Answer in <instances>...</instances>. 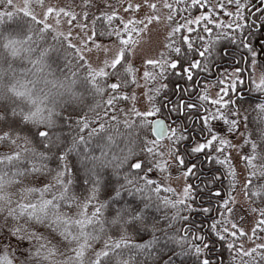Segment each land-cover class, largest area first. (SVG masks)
Masks as SVG:
<instances>
[{
	"label": "snow or ice",
	"instance_id": "snow-or-ice-1",
	"mask_svg": "<svg viewBox=\"0 0 264 264\" xmlns=\"http://www.w3.org/2000/svg\"><path fill=\"white\" fill-rule=\"evenodd\" d=\"M33 3L34 0H23L21 6L15 0H0V244L8 242L4 246L0 264H15V260L19 264H176V258L182 259L193 254L199 258L202 255L201 247L187 246L190 243L187 235L189 229H181L185 235L179 238L170 231L180 220L190 221V216L180 214L182 210L189 213L196 211L188 203L190 199L195 200L191 195V186L184 189L182 199L175 202L164 200L165 205L176 209L175 215L166 218L168 226L164 227L158 219L151 218V209L160 207L159 194L162 189L159 186L153 188L156 182L140 175L145 167L142 158L145 151L153 157L162 158L163 153H157L153 145L158 147L165 139L172 140L174 144L187 140L186 129L175 122L169 125L163 119H153L161 114V107H152L145 112L133 108L130 113L125 114L123 124L129 132L139 129L135 132L137 140H141L143 133L140 151L137 153L131 138L124 147H120L117 142L121 139L118 135L121 121L115 112H125V109H116L115 105L121 100L129 99L127 95L117 93L125 86L126 78L133 73L132 67L125 64L126 51L135 43L130 33L137 31L136 22L123 24V32L113 28L108 33L110 37L115 35L120 50L115 58L105 60L103 67L94 68L91 63H83L85 57L81 49L71 42L72 36L64 34L49 23L50 17L57 16L59 24L60 14H70L57 13L56 9L49 7L40 18L34 11ZM35 3L44 7V0H35ZM200 3L202 0H192L193 7ZM235 3L240 9L241 0H235ZM147 6L153 10L157 7L155 4ZM140 7L141 5H137L136 11ZM165 7L170 9L172 5L166 3ZM250 7V4H244L243 10ZM125 10L133 9L127 6ZM260 15L264 16V10ZM115 18L107 17L109 21ZM76 19L75 15H70V21ZM168 19L171 20L172 16ZM202 19L211 21L210 16H203ZM150 22L151 20L148 21ZM200 22L199 19L188 20L187 24L190 26ZM217 27L223 28V25ZM228 27L231 28L232 25L228 24ZM181 30L180 26L174 28L171 38L174 39L175 33ZM191 30L189 27V31ZM205 31L208 32V29ZM208 34L211 36V32ZM125 35L127 38H124ZM49 36L51 44L47 42ZM184 39L191 51V41ZM244 46L254 53V49L247 43ZM174 51L179 55L181 48L177 46ZM211 53L212 48L209 46L199 54L204 57ZM61 55L68 69L67 74L63 73V69L58 71ZM17 63L21 66L26 64L27 67L17 68ZM147 64L159 67L158 75L161 77H165L166 67H179L178 62L166 60L163 63L148 60ZM191 67L201 68V63L197 61ZM153 78V73H144L145 80ZM188 79H192L190 72ZM135 82L133 79V83ZM255 83L256 89L264 93V74ZM232 87L235 90V83ZM162 88H166V85H162ZM109 91L112 95L108 96L105 103L107 108L113 109L110 118L101 113V109L106 112L107 108L100 102ZM159 91L157 89V94ZM89 97L96 101L94 105H86ZM214 103L220 104L221 101ZM85 106L94 115L90 118L85 113L83 119L75 121L76 134L72 136L71 146H68L66 137L61 134L62 123L67 121L71 127L75 109L83 110ZM186 108L194 109L196 105L181 103L170 108L169 113L184 115ZM254 111L259 125V139L254 141L251 132L247 133L245 139L252 150L250 155L244 157L246 168L251 172L249 184L255 177L264 178V151H258L264 145V103H259ZM234 116H240L239 110L235 111ZM217 118L238 130L239 119L229 121L213 113L212 119ZM243 119L247 126L248 117L245 115ZM207 121L208 117L204 116L205 125ZM207 130L212 139L194 147V153L203 152L219 139L212 134L211 128ZM93 145L99 150L98 155L94 154ZM72 155L81 157V167L87 177L85 183L91 185L90 189H86V192H90L88 195L81 193L77 196L73 191L76 170L74 167L70 169L68 163ZM184 163V159L179 158V164ZM147 164L149 172L153 170V165L161 171L165 170L163 164L154 160H149ZM109 170L112 178L119 184V188H113L115 195L106 191L108 183L105 175ZM191 171V168L188 169L185 175H190ZM230 174L233 177L236 175L234 171ZM212 179L222 182L221 175L213 174ZM102 187L111 200L99 203ZM125 191L139 195L140 203L129 202L113 210L112 205L119 201ZM209 191L216 197L222 196L220 191ZM150 192L155 193V199L151 194L145 195ZM252 195H264V186L252 192ZM94 201L97 203H93ZM224 207L227 209L229 205L225 204ZM200 210L205 213L210 211L208 208ZM259 215L261 219L258 224L260 230L264 231V208L260 209ZM223 224V221H217L211 225L221 241L225 240V235L219 234L218 229ZM231 228L234 231L230 233L227 227L223 231L232 236L237 231L242 236L246 235L235 223L231 224ZM142 232H149L152 239L146 243H135V237ZM191 239L204 241L203 236H192ZM13 240L15 245L12 244ZM170 245L178 246L180 251L170 248ZM203 247L209 246L205 242ZM229 248H235V244H230ZM9 249L12 250L14 259L9 258ZM255 252L256 249H252L251 252L239 254L252 256ZM200 264H211V261L203 259Z\"/></svg>",
	"mask_w": 264,
	"mask_h": 264
},
{
	"label": "trees",
	"instance_id": "trees-1",
	"mask_svg": "<svg viewBox=\"0 0 264 264\" xmlns=\"http://www.w3.org/2000/svg\"><path fill=\"white\" fill-rule=\"evenodd\" d=\"M113 2H116L117 0H111ZM167 4H171L172 7L168 9L169 14L172 16V19L170 22V26H172V29L170 31L169 37L167 39L168 46L166 48L165 57L166 61L170 62H178L179 67L177 69H171L167 68L165 69V77H161L158 75L160 72L159 67H150L146 66L147 70L150 73H153V79L147 80V86H148V93L150 96V101L153 107H161V104L164 100L169 99L171 100L174 96V87L173 85L177 82L184 81L186 82L189 79H186V75H189V72L191 73L192 79L189 80L191 82L195 81V79L199 76L200 73H208L211 69V65L213 62L221 59L223 56L222 51L225 50L227 55H231L233 57H238L239 54L246 57L245 61V68L250 70V62H251V52L245 48V44L247 43L251 48L254 46V39L255 36L258 38L263 37L262 29L264 28V16L260 15V12L264 10V3H261V0H241V8L238 9L235 3V0H220V5H217L213 0H202V3L197 4L195 7L192 6V0H165ZM216 1V0H215ZM255 1V2H254ZM244 4H250L252 9L255 7L258 8L257 13V23L259 26L258 30H253L251 26H253V23L248 25L245 21L240 20L239 18L233 16V15H227L225 13L224 8H236L237 10H243ZM187 9V11H185ZM2 10V9H0ZM197 15L203 16H210L211 21H205L202 19V21L197 24L196 27H192L191 31H189L188 34L185 33V24L188 20H192ZM108 16L116 17L115 19H112L109 21L107 19ZM99 17V19H97ZM86 21H88L91 24V28L93 31V38L97 41H114L118 44L119 43L115 37L109 36L108 33L113 29H119L120 31H124L123 24L121 17L115 12L111 10H105L96 15L95 17H91L89 14L86 15ZM223 25V28L217 27V25ZM228 24H231L232 27L229 28ZM180 26L182 30L180 32L175 33L174 39H172V34L174 28ZM137 31L130 33L132 35L133 40L135 41V38L140 34V28L135 25ZM208 29V32H211V36H209L208 32L205 31V29ZM243 33H247L246 36L240 35ZM124 38H127V35H125ZM187 38L188 41H191L192 43V50L189 51L188 44L185 42V39ZM48 44L52 43L51 36L48 37ZM67 44V41L65 42V46ZM133 45V44H132ZM131 46L128 47L126 51V64L125 66H129V59H130V50ZM180 47L181 52L179 55H177L174 51L175 47ZM211 47L212 53L206 54L204 57L200 56V52L204 50L205 47ZM120 47V46H119ZM260 47L262 49V58L264 57V41L260 42ZM74 51V50H73ZM241 52V53H239ZM71 58V57H70ZM163 60V61H165ZM199 61L201 63V68H193L191 67L192 63H195ZM260 61V60H259ZM261 62V61H260ZM87 64L86 60L83 62ZM205 65L207 66V70H205ZM260 66L263 67L262 62L259 63ZM131 66V65H130ZM21 67H27V65L21 66L19 63H17V68ZM132 67V66H131ZM264 68V67H263ZM59 69H63V73L67 74L68 69L67 66L64 64V58L63 55L59 57ZM133 69V67H132ZM187 69L188 71H185ZM237 69L238 74L241 77H244L243 71L240 69V65H227L226 67H223V69H220L221 76L219 80H221L224 75L229 74L230 70ZM219 70V69H218ZM264 70V69H263ZM227 76V75H226ZM133 79L136 81V74L135 70L133 69V73L130 74L125 81V86L120 89V91L117 93V95H127L129 97L128 100H121L119 101L115 107L116 109L123 108L125 109V112H119L116 111L115 115L118 117V119L121 121V124L119 125V136L121 139H118V144L120 147H124L126 144H128L129 139H132L133 146L135 147L137 153L140 151L141 146V140L143 137V133H141V140H137L135 137V132L139 131V129H133L131 132H129L128 129L125 128L123 121L125 118L126 113L131 112L130 101L132 97L133 88L136 85V82L133 83ZM161 82H163L162 85H166V88H162ZM43 87V85H41ZM215 89H220L221 87L219 85L213 86ZM157 89H160L159 94H157ZM227 92L225 93L224 101H221L220 104L214 103L212 100H209L208 95V89L203 87L201 88V91L197 92L196 90L193 92V100L187 104H195L196 108H186L184 110V115H179L177 112H171L169 113L170 108H175L179 102H177L175 105H172L168 108V110H164L161 107V114L159 116L168 117L169 115H177L179 117H182L185 122H190V117L198 116L199 123L198 126H195L196 129H201L205 133H203V137H199L195 135V138L193 140V144L208 143L209 140L212 139V135L208 132V128L212 129V134H215L219 139L213 143L209 148H206L203 152L200 153H194L193 151L189 150H178L176 148V145L178 143H173L172 140L170 141V156L172 158L173 164H176V167L178 168L179 172H182L185 174L188 169H192L190 175H186V181L189 186H191V195L195 197V200H189L188 203L191 204L193 208L196 209L195 212L189 213L187 211H181V215H188L190 216V221L186 222L183 220H180L178 223H175V227L173 229H170L171 233L173 235H177V237H182L185 235V233L181 229H189L188 239L190 243L187 245L189 248L192 247H201L202 255L197 258L194 254L191 256H186L181 258H176V264H200V261L203 259H209L211 261V264H264V259H262V256H264V247H257L256 252L253 253L252 256H244L242 252H251V251H244L241 247V241L246 239L245 235H240V233L237 231V234L235 236L229 235L228 233H225L223 231L224 227H229L230 219L228 218V213L231 207V180H230V162L228 161L227 157H225V153L227 151L228 145L226 142L221 143L223 141L222 135L217 133L215 129V122L217 120L222 119H212V114L215 113L217 117L220 116H231L234 115L236 110H239L241 117H242V128L244 132L245 138L247 137V133H252V139L258 140V128L259 125L256 122V111L254 109L259 103H264V93H260L257 90L258 98L255 99L252 97H243L238 98L232 95V87L231 85L228 86L226 89ZM186 91H189L188 86L186 87ZM250 92L254 93V86L251 87ZM87 95V93H86ZM112 95L111 91L108 92V94L101 100V103L105 104V108H107L106 100L108 96ZM154 98V99H153ZM99 100V98H96ZM95 100H93L91 97H89L86 101V105H94ZM228 105L227 107H224V105ZM71 111L72 109H68ZM87 113L90 118L94 115L93 113L88 112L87 106L81 110L80 108L75 109L74 115H73V123L72 126H68V122L64 121L61 126V134L66 137L68 146H71V139L72 136L76 134V125L75 121L78 119H83L84 114ZM101 113L104 114L106 117H109L113 113L112 108H107V111L105 112L104 109H101ZM67 112H65V115ZM248 117L247 126H245L244 122V116ZM207 116L208 121L207 125L203 122V117ZM96 119H99V116L95 117ZM135 119V117H132ZM228 129L233 130L230 125H228ZM190 140V137H188ZM219 145L220 149L219 151H216V146ZM94 149V154L98 155L99 150L95 149V146H92ZM153 147L156 150V145H153ZM252 151V150H251ZM258 151H264V145L260 146L258 148ZM197 154H201V156H198ZM194 155H197V157H194V160L189 159L190 157H193ZM249 154H244L245 156H248ZM183 158L185 163L184 165L179 164V158ZM143 160L145 161V167L142 168L140 175L147 176L148 179L154 180L156 182V185H153V188L155 186H159L162 191L159 194V208L153 207L151 209V218L158 219L164 227L168 226V221L166 218H170L173 215L176 214V209L171 208L169 205L164 204V200H170V201H177L179 200V196L175 192L174 189L167 187L165 183H163L165 175L164 171H161L159 168H156L155 165H153V170L148 171V164L147 162L149 160H154L158 162L157 156L153 157L151 154H148L146 151L143 154ZM81 157H78L76 155H72L69 157V167L70 169L72 167L75 168L76 174L74 178V185H73V191L77 196H80L81 193L88 195L90 192H86V189H90L91 185L86 184L85 180L87 177L85 176V170L81 167ZM221 161H224V163H221ZM243 164L246 168L245 161L243 158ZM194 166V167H193ZM247 171V180L245 185V192L246 197L248 201L251 203L253 208L255 209V212L258 215V221L257 225L254 228L255 232L253 231L252 237L254 240L264 238V231L260 230V226L258 224L259 220L261 219L259 215V211L261 208H264V195L261 196H254L252 195V192L256 191L261 186H264V178H258L255 177L252 179L251 184L248 183V177L251 175V172L249 169L246 168ZM213 174L221 175L222 176V182L219 181H213L212 176ZM72 178V177H70ZM105 181L108 183L107 192H112V195H115V192L113 191V188H119V184L115 182V180L112 178L111 170L105 175ZM188 186V187H189ZM166 189H171L172 191H167ZM209 189H213L215 191H220L222 193V196L216 197L212 194V192L209 191ZM105 189L102 187L101 192L99 194V203H103L105 201H110L111 197H109L106 194ZM151 194L153 195L154 199L156 198L154 192L146 193L145 195ZM140 203V196L139 195H133L129 192H122V195L119 199V201L112 205V209L114 210L117 207H121L126 203ZM93 203H97V201H94ZM228 204L229 207L225 209L224 205ZM182 207V206H181ZM201 208H208L210 209L209 212L205 213L201 211ZM94 209H90V211H93ZM108 214V213H106ZM217 221H223L224 224L221 225L218 229L219 234L225 235V240L221 241L218 239V233L217 231L212 230L211 225L213 223H216ZM234 231L233 229H231ZM43 231V229H41ZM229 231L228 232H232ZM196 236L204 237V241H200L199 239L192 241L191 237ZM152 239V236L149 232H142L140 236L135 237L134 242L135 243H146L148 240ZM207 243L209 247L205 248L203 247L204 243ZM235 244V248L230 249L229 245ZM102 246V245H101ZM99 247V246H98ZM170 248H175L176 251H180L179 247L176 245H170ZM173 256H175V252H173Z\"/></svg>",
	"mask_w": 264,
	"mask_h": 264
},
{
	"label": "rangeland",
	"instance_id": "rangeland-1",
	"mask_svg": "<svg viewBox=\"0 0 264 264\" xmlns=\"http://www.w3.org/2000/svg\"><path fill=\"white\" fill-rule=\"evenodd\" d=\"M215 2V0H213ZM15 3L23 6V0H15ZM155 4L156 9L153 10L147 5ZM165 0H117L113 2L111 0H44V7H39L34 0L33 8L40 18L43 17V13L47 8L52 7L57 10V13H68L75 15L77 19L70 21V15L60 14L58 16L59 24H57V16L49 18V23L56 27L57 30L64 34H70L72 36V43L81 49L87 63H91L92 67L99 68L104 66L105 60H112L118 54L120 47L114 41H97L93 38V31L91 24L86 21V15L95 17L99 13L105 10H111L115 14L119 15L122 21L129 23L135 21L140 28V34L135 38V43L130 50L129 65L133 67L136 74V85L133 88L132 97L130 101L131 110L135 108L139 112H145L150 110L153 106L150 103V96L148 93L147 80L144 79V73L147 71V61H161L163 63L166 59L165 52L168 46V37L172 26H170L171 20L168 9L165 7ZM85 5H89L85 7ZM141 5L139 11H136V6ZM131 6L132 11H126V7ZM225 13H232V9L224 8ZM156 17L159 19L157 20ZM199 19L202 21V16L197 15L192 20ZM151 20L150 23L148 21ZM197 24L193 23L190 26L185 24V33H189V27H196ZM264 59V57H263ZM261 61V60H260ZM258 68L253 67V83L256 88V83L259 82L262 74H264V68L259 65ZM251 69V66H250ZM250 73V70H249ZM238 74L237 69L230 70L229 74L224 75L220 80V89L213 87H205L208 89L209 100L224 101L225 93L230 85V82L235 79ZM234 96L235 93L233 92ZM227 120L239 119L240 123L237 128L233 130L228 129V125L221 120L215 122V129L217 133L222 135L223 142L228 145L225 157L230 162V173L235 172L233 177L230 174L231 180V207L228 213L230 223H235L238 229L246 233V239L241 241V247L244 251H251L259 246H264V238L256 239L252 237L254 228L257 225L258 215L255 209L248 201L245 192V185L247 180V171L243 164L244 154H251V146L245 143V136L242 128V117L231 115L229 117L223 116ZM170 141L165 139L160 142V145L156 146L157 153H163V157L157 156L158 162L163 164L165 170L162 177H164L163 183L167 187L175 190L180 199L185 195L184 189L189 185L186 181V175L179 172L176 164H173L170 156ZM198 147V146H195ZM216 151H219L220 146H216ZM166 161V164L164 163ZM231 224L228 227L229 231H232ZM239 232V231H238ZM240 233V232H239ZM4 244H0V257L4 255ZM15 245V241H12ZM9 258H13L12 250L9 249ZM15 264H19L18 260H15Z\"/></svg>",
	"mask_w": 264,
	"mask_h": 264
},
{
	"label": "flooded vegetation",
	"instance_id": "flooded-vegetation-1",
	"mask_svg": "<svg viewBox=\"0 0 264 264\" xmlns=\"http://www.w3.org/2000/svg\"><path fill=\"white\" fill-rule=\"evenodd\" d=\"M255 2V1H254ZM252 7V6H251ZM248 8L247 10H237L236 8L232 9V14L233 16L239 18L240 20L245 21L248 25L251 26L253 21H255V26H251L253 30H258L259 26L257 23V13H258V8ZM254 13V14H253ZM262 34L263 37L258 38L255 36V41H254V46L252 49H254V53L251 52V62H250V73L248 70L245 68V61L246 57H244L242 54L236 58L231 55H224L225 50L222 51L223 56L221 59L215 61L211 65V69L208 73H200L199 76L195 79V81L191 82L187 80L186 82L181 81L177 82L173 85L174 87V96L171 100L166 99L162 102L161 107L164 110H168V108L172 105H175L177 102L181 103H190L193 100V92L196 90L197 92L201 91V88L203 87H213L216 85H220V76L221 73L219 72L220 69H223V67H226L227 65H240V69L243 71L244 77H241L240 75H237L234 80L230 82V85L235 83V90H232V92L235 93V97L238 98H243V97H254L255 99L258 98L257 94V89L255 88V85L253 83V64H255L254 68H258V62L260 60L259 57V46L260 42H263L262 39H264V28L262 29ZM240 35L246 36L247 33H241ZM261 40V41H260ZM241 53V52H239ZM262 65L264 67V59L261 58ZM219 69V70H218ZM186 79H188V75H186ZM243 83H240V82ZM163 82H161V85ZM188 86L189 91H186V87ZM254 86V93L252 94L250 92L251 87ZM233 89V87H232ZM163 117V116H162ZM166 119L167 123L169 125H173V122H175L176 125L183 126L186 131L185 135L190 137V140H180L178 145H176V148L178 150H189L192 151V149L195 146H199L200 144L203 143H198V144H193V140L195 138V135L199 137H203V133H205L201 129H196L195 126H198L199 119L198 116H193L187 119H190V122L188 123L189 125L187 126V122L184 121L182 117H179L177 115H169L168 117H163ZM206 134V133H205ZM198 156H201V154H197ZM197 155H194L193 157H190L189 159L194 160V157H197Z\"/></svg>",
	"mask_w": 264,
	"mask_h": 264
},
{
	"label": "water",
	"instance_id": "water-1",
	"mask_svg": "<svg viewBox=\"0 0 264 264\" xmlns=\"http://www.w3.org/2000/svg\"><path fill=\"white\" fill-rule=\"evenodd\" d=\"M218 4H219V1H218ZM262 40H264V39H262ZM260 55H261V53H260ZM153 119H163L166 123H167V121H166V119H164L163 117H155V118H153ZM168 124V123H167Z\"/></svg>",
	"mask_w": 264,
	"mask_h": 264
}]
</instances>
